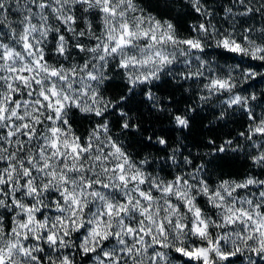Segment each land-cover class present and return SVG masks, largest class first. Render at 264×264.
Segmentation results:
<instances>
[{"label":"snow or ice","instance_id":"1","mask_svg":"<svg viewBox=\"0 0 264 264\" xmlns=\"http://www.w3.org/2000/svg\"><path fill=\"white\" fill-rule=\"evenodd\" d=\"M0 264H264V0H0Z\"/></svg>","mask_w":264,"mask_h":264}]
</instances>
